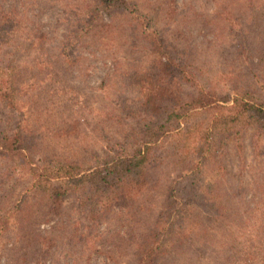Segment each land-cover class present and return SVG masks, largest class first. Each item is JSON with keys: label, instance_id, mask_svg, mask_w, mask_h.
Masks as SVG:
<instances>
[{"label": "rangeland", "instance_id": "obj_1", "mask_svg": "<svg viewBox=\"0 0 264 264\" xmlns=\"http://www.w3.org/2000/svg\"><path fill=\"white\" fill-rule=\"evenodd\" d=\"M2 1L11 10L3 22L13 30L0 31L8 32L0 39V70L15 68L5 79L16 82L18 100L10 116L0 101V129L21 130L34 165L73 160L85 168L124 153L132 129L148 119V75L161 80L159 98L172 91L188 99L195 81L214 99L228 97L196 111L197 122L216 116L217 103L231 105L235 92L264 101V0H128L129 8H99L89 28L79 12L94 0ZM171 60L186 72L176 75ZM188 70L194 80L185 79ZM240 140L242 152L235 141L216 143L191 184L180 177L187 162L173 153L185 141L166 134L139 193L108 205L73 195L54 202L29 189L25 173L0 174L7 220L0 264H137L151 233L173 216L171 188L184 208L175 210L177 232L151 264H264V129H248Z\"/></svg>", "mask_w": 264, "mask_h": 264}, {"label": "trees", "instance_id": "obj_2", "mask_svg": "<svg viewBox=\"0 0 264 264\" xmlns=\"http://www.w3.org/2000/svg\"><path fill=\"white\" fill-rule=\"evenodd\" d=\"M127 1L94 0L95 5L88 3L84 9H81L79 13L85 15V18H80V21L84 22L83 25L86 28H89L97 23L95 16L96 12H99V8L102 10L118 6L129 8L130 2ZM131 4L135 5V3ZM2 5L3 1L0 0V31L3 27L13 30L6 26L2 17L3 13L11 10L2 9ZM14 23L16 25L18 21L14 20ZM4 35H8V32L0 33V39ZM40 36L36 35L35 37ZM162 48L164 46L159 44L153 51L159 53ZM163 53L165 55L166 51ZM171 64L172 71L177 72L176 75L186 72L181 61L173 63L171 60ZM3 68L6 69L0 70V101L10 109L8 114L10 116L17 110L16 92H18V87L15 81L5 79L11 78L10 74L14 76L15 68L10 65H5ZM188 71L190 73L185 79L194 80L195 73L192 70ZM157 79L148 75L143 80L144 92L143 90L142 92L145 98L144 103L148 107V119L141 128L132 129V134L129 135L131 147H128V140L123 149L124 153L107 154L97 164L85 168L73 160L65 162L46 160L40 165H34L30 157L23 153L27 148L25 142L28 140L22 135L21 130L6 127L0 129V172H2L0 174L5 175L8 180L17 172L25 173L29 179L28 188L41 189L54 202L73 195L95 205L105 202L107 203L105 205H108L110 202L131 200L139 193L141 186L146 183L152 152L158 147L159 139L166 134L173 133L185 141V144H182L173 153L179 154L178 158L181 163L187 162L180 167L181 170H185V173L180 177L185 181L189 180L192 184L196 179L195 174L201 177L202 165L207 164L205 161L213 155L216 143L225 144L230 140L235 141L237 150L242 152L243 144L240 140L242 133L253 128L260 134L264 129V101L256 100L250 91L235 92L230 100L231 105L217 103L219 109L216 116L208 121L197 122L194 116L196 111L214 108V103L217 101L226 103L229 101L228 97L214 99V94L199 86L198 81H195L198 86L197 92L188 99H183L178 92L172 91L166 92L165 97L159 98L156 93L160 86L157 88L156 82H160L161 85V80ZM187 136L192 140L189 141L190 138L188 139ZM15 155H20L21 164L19 160L14 159ZM182 155L184 156L182 157ZM194 158L200 161L189 166L195 161ZM177 196H179L177 190L169 189L167 208L173 216L165 218L160 225H157L155 233H151L152 236L148 237L151 238V243L146 248L140 249L137 264H151L162 251L161 248L166 246V239L177 232L174 229L177 225L176 220H178L175 210L178 209V206L180 209L184 208L183 205H179L180 201ZM191 200L188 199V203H196ZM4 218V214H0V228L6 225L7 220Z\"/></svg>", "mask_w": 264, "mask_h": 264}]
</instances>
